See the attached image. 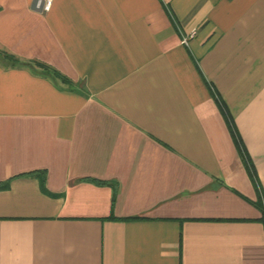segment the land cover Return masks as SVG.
<instances>
[{
  "label": "crops",
  "instance_id": "obj_1",
  "mask_svg": "<svg viewBox=\"0 0 264 264\" xmlns=\"http://www.w3.org/2000/svg\"><path fill=\"white\" fill-rule=\"evenodd\" d=\"M36 5L0 0V264H264V0Z\"/></svg>",
  "mask_w": 264,
  "mask_h": 264
},
{
  "label": "built area",
  "instance_id": "obj_2",
  "mask_svg": "<svg viewBox=\"0 0 264 264\" xmlns=\"http://www.w3.org/2000/svg\"><path fill=\"white\" fill-rule=\"evenodd\" d=\"M53 5V0H37V7L42 11H49ZM195 35V30L183 36V43L189 44L190 39Z\"/></svg>",
  "mask_w": 264,
  "mask_h": 264
},
{
  "label": "trees",
  "instance_id": "obj_3",
  "mask_svg": "<svg viewBox=\"0 0 264 264\" xmlns=\"http://www.w3.org/2000/svg\"><path fill=\"white\" fill-rule=\"evenodd\" d=\"M35 65L38 66V67H40V70L43 71V72H45V73L52 72V73L56 74V72L52 71L51 68L48 65H46V64H44L42 62H36ZM98 182H100V183H106V181H98ZM114 190H116V186H114ZM114 199L115 198L113 196V202H114Z\"/></svg>",
  "mask_w": 264,
  "mask_h": 264
}]
</instances>
